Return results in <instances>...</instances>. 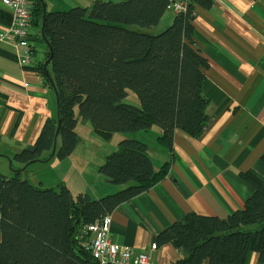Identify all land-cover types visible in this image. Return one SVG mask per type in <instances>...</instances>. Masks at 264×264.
Instances as JSON below:
<instances>
[{
  "label": "trees",
  "instance_id": "1",
  "mask_svg": "<svg viewBox=\"0 0 264 264\" xmlns=\"http://www.w3.org/2000/svg\"><path fill=\"white\" fill-rule=\"evenodd\" d=\"M31 1V23L39 13V40L46 44L53 79L48 64L35 69L51 81L57 117L45 120L34 143L12 156L13 163L38 160L57 139L55 156L66 158L79 141L78 117L105 139L156 125L161 129L157 139L169 152L176 130L194 136L202 129L209 103L202 93L208 61L193 41V6L207 7L211 0H195L156 33L145 30L157 25L166 0H94L89 7L46 13L42 0ZM129 91L137 105L123 101ZM170 159L155 171L146 143L120 139L98 170L123 187L99 198L73 195L63 184L38 188L20 170L12 176L0 173V264H98L85 244L90 233L84 227L161 180ZM241 177L253 187L241 209L224 218L189 212L154 237L156 246L171 243L181 252L170 264H245L253 252L264 259V178L252 170Z\"/></svg>",
  "mask_w": 264,
  "mask_h": 264
},
{
  "label": "crops",
  "instance_id": "2",
  "mask_svg": "<svg viewBox=\"0 0 264 264\" xmlns=\"http://www.w3.org/2000/svg\"><path fill=\"white\" fill-rule=\"evenodd\" d=\"M93 1L42 3L46 13L89 7ZM165 12L156 26L145 31L156 33L170 24L174 15ZM193 14L195 48L208 61L202 86L209 101L207 120L194 136L176 130L171 152L152 134L128 136L147 144L155 171L170 158L171 163L161 180L109 214L111 241L148 254L152 264H170L182 256L171 243L155 245L159 231L189 212L226 217L241 209L253 193L241 174L252 170L264 178V0H211L207 7L195 3ZM11 21L10 10L0 0V34L8 31ZM41 27L37 13L29 30V44L34 50L29 65L19 63L12 42L0 39V164L10 168L9 176L20 170L21 177L38 188L56 189L63 184L73 195L88 193L93 198L113 193L123 186L109 183L98 170L110 153V145L104 141L112 135L102 138L79 117V141L66 158L58 160L55 156L57 139L51 151L32 163L20 165L11 160L34 143L47 118L57 117L51 81H45L35 69L47 60L46 44L39 40ZM46 71L53 79L49 64ZM150 129L157 137L161 134L156 125ZM245 264H264V259L253 252Z\"/></svg>",
  "mask_w": 264,
  "mask_h": 264
},
{
  "label": "built area",
  "instance_id": "3",
  "mask_svg": "<svg viewBox=\"0 0 264 264\" xmlns=\"http://www.w3.org/2000/svg\"><path fill=\"white\" fill-rule=\"evenodd\" d=\"M166 10L173 14H182L194 4L195 0H166ZM10 10L12 21L6 33L0 34V39L12 42L18 51L20 64H32L34 50L29 44L31 27V0H3ZM110 217L102 218L84 227L90 233V239L85 243L98 264H152L146 253H136L129 247H119L110 239ZM155 245H151L154 249Z\"/></svg>",
  "mask_w": 264,
  "mask_h": 264
},
{
  "label": "rangeland",
  "instance_id": "4",
  "mask_svg": "<svg viewBox=\"0 0 264 264\" xmlns=\"http://www.w3.org/2000/svg\"><path fill=\"white\" fill-rule=\"evenodd\" d=\"M106 1H109V0H106ZM121 1H124V0H114V2H121ZM113 2V1H112ZM165 14L166 15H168V16H171V13H168V12H165ZM168 25H170V24H167V26ZM161 26V23H160V25L158 26V28ZM166 26V27H167ZM129 29H133V30H139V29H142L143 30V28H141V27H139V26H136V25H128L127 26ZM161 29V28H160ZM164 29V28H163ZM162 29V30H163ZM159 31V30H158ZM36 44L37 45H35V50H36V52H37V54L39 55V52H40V48L38 47V42H36ZM124 102H126V103H130V104H134V105H137L138 104V99H137V97H136V95L134 94V93H132L131 91H129V94L127 95V97L123 100ZM87 124L89 125V126H92L91 125V123L89 122V121H87ZM82 130H84V128H81L80 127V131H81V133H83L82 132ZM137 132H146V134H152V136H153V138H154V140H157V135L155 134V133H153L154 131H151V129H149V130H147V131H144V130H140V131H137ZM137 132H115V133H112V136H111V138H110V140H108V141H104V143L105 144H107V145H110V150H109V152L111 153L112 151H114L116 148H117V142L120 140V139H122V138H125V137H128V136H131V134H136ZM85 133H87V131L85 132ZM129 138H131V137H129ZM103 142V141H102ZM107 145H106V147H107ZM5 165L2 163V164H0V169H1V171H4V172H2L3 174L5 173L7 176H9V170H10V168L8 167V168H5L4 167ZM12 175V174H11ZM114 193V192H113Z\"/></svg>",
  "mask_w": 264,
  "mask_h": 264
},
{
  "label": "water",
  "instance_id": "5",
  "mask_svg": "<svg viewBox=\"0 0 264 264\" xmlns=\"http://www.w3.org/2000/svg\"><path fill=\"white\" fill-rule=\"evenodd\" d=\"M44 5V4H43ZM44 7V6H43ZM44 11H45V9H44ZM48 62H49V59H47L46 61H45V63H44V65L46 66L47 64H48Z\"/></svg>",
  "mask_w": 264,
  "mask_h": 264
}]
</instances>
